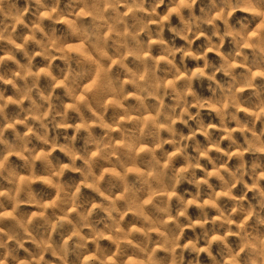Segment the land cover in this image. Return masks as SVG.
Wrapping results in <instances>:
<instances>
[{
    "label": "clouds",
    "instance_id": "9594fccd",
    "mask_svg": "<svg viewBox=\"0 0 264 264\" xmlns=\"http://www.w3.org/2000/svg\"><path fill=\"white\" fill-rule=\"evenodd\" d=\"M0 264H264V0H0Z\"/></svg>",
    "mask_w": 264,
    "mask_h": 264
}]
</instances>
